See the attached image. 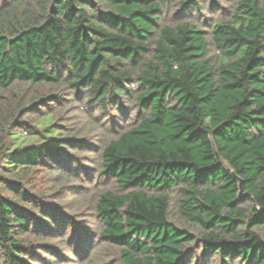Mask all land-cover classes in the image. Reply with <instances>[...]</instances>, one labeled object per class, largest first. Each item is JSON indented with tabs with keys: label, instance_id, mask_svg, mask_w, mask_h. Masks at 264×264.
<instances>
[{
	"label": "trees",
	"instance_id": "16d2710c",
	"mask_svg": "<svg viewBox=\"0 0 264 264\" xmlns=\"http://www.w3.org/2000/svg\"><path fill=\"white\" fill-rule=\"evenodd\" d=\"M0 264H264V0H0Z\"/></svg>",
	"mask_w": 264,
	"mask_h": 264
},
{
	"label": "rangeland",
	"instance_id": "374dc122",
	"mask_svg": "<svg viewBox=\"0 0 264 264\" xmlns=\"http://www.w3.org/2000/svg\"><path fill=\"white\" fill-rule=\"evenodd\" d=\"M48 119L50 117H47ZM35 140V136L34 135H27L23 132H19L16 134V141L15 144L16 145H22V144H27L29 142H33Z\"/></svg>",
	"mask_w": 264,
	"mask_h": 264
},
{
	"label": "water",
	"instance_id": "95a60500",
	"mask_svg": "<svg viewBox=\"0 0 264 264\" xmlns=\"http://www.w3.org/2000/svg\"><path fill=\"white\" fill-rule=\"evenodd\" d=\"M241 197H244V196H250V194L249 193H243V190L241 191Z\"/></svg>",
	"mask_w": 264,
	"mask_h": 264
}]
</instances>
